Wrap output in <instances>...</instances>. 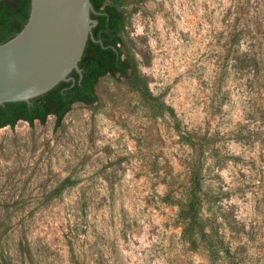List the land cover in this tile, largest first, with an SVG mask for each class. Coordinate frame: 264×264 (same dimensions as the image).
Wrapping results in <instances>:
<instances>
[{"label":"rangeland","instance_id":"rangeland-1","mask_svg":"<svg viewBox=\"0 0 264 264\" xmlns=\"http://www.w3.org/2000/svg\"><path fill=\"white\" fill-rule=\"evenodd\" d=\"M119 1L124 54L154 100L108 75L61 126L0 129V264H212L182 239L196 152L183 137L206 135L224 158L258 155L231 135L244 119L235 75L222 107L214 93L230 0ZM228 161H206L205 188L244 225L241 264H264V196L243 194L251 169Z\"/></svg>","mask_w":264,"mask_h":264},{"label":"trees","instance_id":"trees-1","mask_svg":"<svg viewBox=\"0 0 264 264\" xmlns=\"http://www.w3.org/2000/svg\"><path fill=\"white\" fill-rule=\"evenodd\" d=\"M91 3V18L97 24L92 28L79 63L81 74L73 71L70 81L59 83L29 102L6 103L0 107V129L14 128L19 121L32 126L36 121L45 124L50 116L56 118L59 127L75 104L92 105L98 101L96 87L100 79L108 75L125 78L134 90L153 102L154 97L136 62L126 57L122 48L123 4L119 0H91ZM31 8L32 0L0 1V45L24 29ZM224 24L225 33L219 37L223 42L219 57L222 67L214 76V93H222L218 101V107H222L224 101L231 99L229 89L223 93V84L228 76L235 75L239 81L238 96L243 100L244 119L231 135L248 154L258 155L248 159L247 156L235 160L224 158L218 150L212 149L206 135L199 132L185 135L183 138L196 152L189 160V202L182 208L180 220L182 239L191 250L205 247L212 264H241L244 225L218 205L221 193L206 190L204 173L208 159L212 158L219 165H228L229 159L235 163L240 160L252 172V175L242 174L250 181L241 192L264 196V0H230ZM162 109L175 116L173 108L164 102Z\"/></svg>","mask_w":264,"mask_h":264},{"label":"water","instance_id":"water-1","mask_svg":"<svg viewBox=\"0 0 264 264\" xmlns=\"http://www.w3.org/2000/svg\"><path fill=\"white\" fill-rule=\"evenodd\" d=\"M1 1V0H0ZM91 0H32L24 29L0 45V107L29 102L81 74L92 28Z\"/></svg>","mask_w":264,"mask_h":264}]
</instances>
